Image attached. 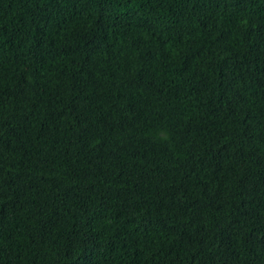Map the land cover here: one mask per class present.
Here are the masks:
<instances>
[{"label": "trees", "instance_id": "1", "mask_svg": "<svg viewBox=\"0 0 264 264\" xmlns=\"http://www.w3.org/2000/svg\"><path fill=\"white\" fill-rule=\"evenodd\" d=\"M0 264H264V0H0Z\"/></svg>", "mask_w": 264, "mask_h": 264}]
</instances>
